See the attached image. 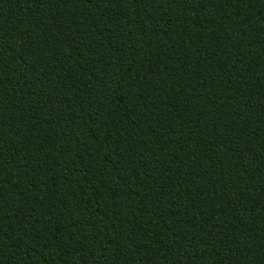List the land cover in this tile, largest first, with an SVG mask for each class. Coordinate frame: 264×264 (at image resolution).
I'll return each mask as SVG.
<instances>
[{
    "label": "trees",
    "instance_id": "16d2710c",
    "mask_svg": "<svg viewBox=\"0 0 264 264\" xmlns=\"http://www.w3.org/2000/svg\"><path fill=\"white\" fill-rule=\"evenodd\" d=\"M0 264H264V0H0Z\"/></svg>",
    "mask_w": 264,
    "mask_h": 264
}]
</instances>
